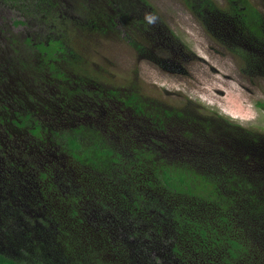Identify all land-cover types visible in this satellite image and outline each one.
Returning a JSON list of instances; mask_svg holds the SVG:
<instances>
[{"label":"trees","instance_id":"1","mask_svg":"<svg viewBox=\"0 0 264 264\" xmlns=\"http://www.w3.org/2000/svg\"><path fill=\"white\" fill-rule=\"evenodd\" d=\"M185 3L264 76V10L250 0H228L225 8ZM2 4L52 29L46 41L28 39L45 63L38 70L49 84V129L10 130L12 115L0 116V137L15 149L19 132L49 137V158L40 164L32 142L0 162V188L11 197L0 203V264H264V133L191 106L153 104L134 84H103L76 43L94 46L109 36L128 0ZM135 20L128 29L142 56L143 40L164 44V28ZM1 76L0 90L20 84Z\"/></svg>","mask_w":264,"mask_h":264},{"label":"rangeland","instance_id":"2","mask_svg":"<svg viewBox=\"0 0 264 264\" xmlns=\"http://www.w3.org/2000/svg\"><path fill=\"white\" fill-rule=\"evenodd\" d=\"M128 1L133 3L129 12L121 14V20H115L116 25L109 36H99L92 44L94 46L82 47L81 40L76 43L89 57L91 72L97 71L103 84L116 90L134 84L153 104L180 110L191 106L203 116L218 115L237 127L264 133V76L257 74L261 72H251L247 63H241V58L207 32L197 18V12L190 9L185 0H146L151 10L141 0ZM213 1L221 8L228 5V0ZM250 1L264 10L261 0ZM2 5L0 35L4 39L1 46L9 50L15 66L22 68V63L31 62L28 66L30 74L35 73L40 67V61L36 63L40 55L28 39L32 38L35 44L46 41L52 24L47 32L35 19L31 21V17H25L26 12L22 13L11 4ZM194 9L198 10L197 7ZM73 13L77 15L73 17L78 18V14ZM137 17L156 21L151 31L165 29L164 44H157L154 39L143 40L149 45L144 56L131 44L135 34L128 29ZM20 20L25 24L16 25L15 22ZM156 45L173 48L165 46L163 49ZM31 88L35 89L33 84ZM11 143L6 141L3 149ZM0 154V162L6 163L3 151ZM34 157L40 164L45 157L49 158V153L47 156L38 153ZM6 198L9 199V195L0 188V203ZM32 211L38 210L32 207Z\"/></svg>","mask_w":264,"mask_h":264},{"label":"flooded vegetation","instance_id":"3","mask_svg":"<svg viewBox=\"0 0 264 264\" xmlns=\"http://www.w3.org/2000/svg\"><path fill=\"white\" fill-rule=\"evenodd\" d=\"M151 23L152 26L157 24L156 21H152ZM161 39L162 37L160 36L158 41L162 42ZM8 51L9 50L3 49L0 45V65L2 64V68H0L2 71L1 77L14 78L16 81H19L20 84L15 86V88L9 89H6V86L4 85L1 86L4 87V89L0 90V100L3 104L0 106V116L3 115V118L5 119L9 115H12L10 118L12 123L10 124H13L14 127L9 126L7 129L10 130L27 128L35 129V125L38 123L40 124L42 130L45 128L49 129V84L41 79V75L38 70L39 67L35 69V73L32 72L30 74L31 71L28 66L31 65V62L22 63V68L15 66L13 63L14 58L11 57V53H8ZM39 61L41 66L44 63V60L39 57L36 63ZM46 69H49V67L46 66ZM29 75L31 76L30 79H28ZM32 84L35 89L31 88ZM28 122H30V124ZM0 129L4 130V127L0 125ZM37 134L38 133L36 131H27L25 133L19 132V136H16L18 139L13 140L16 145L19 141H21L17 145V149L10 144L9 147L4 150L3 148L6 147V141L0 139V152L3 151L2 156L6 158V155L10 152L22 153L18 150L20 149L19 146L25 145L28 142H32L34 144L37 154L49 153V137H46V135L44 137L43 134L41 137ZM5 193L8 195L10 194V192L8 193L7 191H5ZM9 199H11L10 195ZM9 199H3L1 202L4 203ZM45 213L46 211L44 209V213H40L38 215H43Z\"/></svg>","mask_w":264,"mask_h":264}]
</instances>
